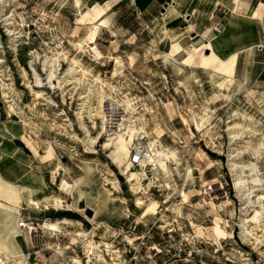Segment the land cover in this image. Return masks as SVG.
<instances>
[{
	"label": "rangeland",
	"instance_id": "rangeland-1",
	"mask_svg": "<svg viewBox=\"0 0 264 264\" xmlns=\"http://www.w3.org/2000/svg\"><path fill=\"white\" fill-rule=\"evenodd\" d=\"M95 1L79 0L77 6L75 0H7L0 5V177L15 187L25 185L23 188L30 189L34 180L31 173L35 174L39 166L42 182L49 185L50 193L44 197L43 204L46 207L53 204L55 208L58 205V211H50L51 216L81 223V226H71L70 239L44 235L43 239L34 241L33 250L39 253L38 257L31 255L30 263L38 260V264H72V258H78L81 264L119 263L133 255L132 251L128 253L127 242H131L139 250L136 256L141 264H250L248 258L254 260L264 255V241L256 246L243 236L241 221L253 207L245 200V188H239L236 183L250 175L234 166L257 162L260 177L264 179V157L253 158L252 149L264 141V68L261 66L264 57L252 65L248 79L243 77L247 61L241 58L230 84L226 80L230 74L221 76L213 71L212 65L205 66L201 62L211 50L203 44L204 37L190 33L194 25L189 24V15L197 2L191 7L190 0ZM202 8L208 14L207 19L199 23L202 28L236 23L224 15L219 20L215 7ZM101 19H106L108 26L105 24L97 31L93 46L102 57L94 56L93 50L79 51L78 42L86 40L93 22L100 23ZM166 53L169 56H164ZM64 55L78 60L107 83L102 110L109 121L97 143L94 139L101 132V121L97 119L96 128H92L85 114L89 109L94 113L98 96L90 93L88 100L82 98L88 95L86 85L70 90L72 83L63 97L57 88L46 87L44 60L52 56L63 59ZM68 67L69 62L63 59L58 71L63 72ZM34 70L45 84L42 89L34 87ZM213 80L226 83L228 90L220 91ZM3 81L9 88L8 99L2 97ZM32 88L44 92L52 103L48 99H34ZM250 91H254L253 95H248ZM114 99L120 102L130 99L134 113L127 114L122 105H115ZM81 106H85L83 114L89 137H84L86 133L80 128L76 114L83 109ZM17 112H23L26 123H30L27 132ZM244 113L246 117L242 116ZM206 114L209 121L198 131L193 119L199 120ZM121 117L131 120L141 117L143 120H136V124L144 122L148 137L156 138L159 145L174 150L177 155L178 164L171 162L168 175L160 171L154 173L150 162L133 167L139 173L144 172L140 179L141 191L147 190V195L160 205L156 214L144 218H139L141 210L135 208L138 201H145L144 196L134 194L127 175L108 158L109 151L102 149L110 130L120 128ZM76 136L88 140V145L97 153L84 152L85 147L76 142ZM148 137L140 139L145 146ZM61 163L65 171L53 178L52 171ZM187 167L192 172L191 181L185 175ZM107 173L113 174L109 179L119 183L113 198L124 200L123 204L110 201L105 207L104 196H96L101 194ZM62 178L78 183V193L85 197L81 199L77 192L72 198L61 193L65 201L54 203L60 194ZM166 182L170 188L165 186ZM183 184L182 198L179 191ZM207 186L212 188L210 196L204 193ZM205 196L214 203L213 207L205 201ZM34 204L38 208L39 203ZM154 207L150 210L154 211ZM62 208L69 210H59ZM79 208H86L87 213L77 210ZM126 208L132 214L128 221L124 215ZM84 216L94 217L93 226L98 229H93ZM100 221L113 227L127 225L129 234H102ZM214 222L219 223V228L214 227ZM53 228L55 226L47 230ZM77 228L86 233L84 239L92 238L97 246L98 241H107L118 252L114 256L106 255L105 261L97 260L103 250L98 246L101 250L94 248L95 255L89 258L80 239L73 237ZM201 231L204 233H199ZM259 235L264 237V231ZM19 240L22 243V239ZM69 242L74 244V252L60 246ZM45 246L53 249H45Z\"/></svg>",
	"mask_w": 264,
	"mask_h": 264
},
{
	"label": "bare ground",
	"instance_id": "bare-ground-1",
	"mask_svg": "<svg viewBox=\"0 0 264 264\" xmlns=\"http://www.w3.org/2000/svg\"><path fill=\"white\" fill-rule=\"evenodd\" d=\"M3 1H7V0H0V5H1V3ZM75 4L78 6L80 4L79 0H75ZM170 7L173 10H175L174 6H170ZM80 16H81L80 17L81 21H83V17H82L81 14H80ZM106 19H101L100 23H97V24H95L93 22L92 27L90 28V33H89L88 37L86 38V40L83 39V40H81V42H78V45H76V46H78L79 51H90V52H92V50H93L95 52L94 56L102 57L101 53L98 52V50H96V48L93 46V44H95L94 40H95V36L97 35V31L100 29V27L105 26V24L107 23ZM106 26H108V25L106 24ZM31 51H33V50H31ZM32 55H34V54H32ZM164 56H169V55L166 53V54H164ZM63 59L66 62H69V67L67 68V70L61 72V71H58V70H60V68H59L60 61H62ZM63 59H60L58 56H54V57L52 56V57H49V58L44 60V63H43V67L44 68H43V70L46 73V84H47L46 87L49 88V89L57 88L58 90L61 91L62 97H63L65 95V91L67 90V87L69 85H71L72 83H73V85L71 86L70 90L71 89H78L81 85H86L87 86L86 90H88L87 91L88 95L87 96H82V98L86 97V99H87V97H89L90 93L96 94L98 96L97 97V106L94 108L95 109L94 113L92 112V109L91 110L89 109V110H87V113L85 114L87 116V118H88V122H91L93 124L92 128H96L95 127L96 126L95 121L97 119L101 121L100 122L101 123V127H100L101 132L99 131L97 138L94 139V143H97L98 140H100L99 138L102 136V134L105 133V128H106V125H107V123L109 121V118H107V116H106L107 113L105 114L103 112V110H102V104H103V102L105 100V96H106L105 85L107 83L104 82L103 79H101L100 77L93 75L89 71V69H86L82 65V63H80L78 60H74L73 58L72 59H68L66 55H64ZM110 59H114V57H110ZM235 60H236V56L234 57V61H233L234 64H235ZM31 65H32V63H31ZM234 68H235V66H234ZM234 68H232V70H231L230 78L226 79V80H228V82L230 84L234 81V72H235ZM33 73H34V78H35L34 79L35 80L34 87L42 89L45 84L42 82V79L40 78L39 74L35 70L33 71ZM214 82H215L214 85L216 86V88L218 87V89L220 91L224 92L225 90H228V85H226V83L223 84V82H220L219 80H216ZM108 83H110V82H108ZM1 85H2V97L3 98H7V99L10 98L8 85L4 81L1 83ZM31 90H32V93L34 95V99H37V100L38 99H42V100L48 99V97H45V93L44 92H42L40 90L34 91L33 88ZM253 93H254V91H250V92H248V95H253ZM48 102H51V99H48ZM113 102H115V105L116 104H119L120 106L122 105L124 107V110L127 112V114L131 115V114L134 113V107H133L130 99L122 100V102H120L119 100L114 99ZM84 103H85V100L82 102V104L84 105ZM82 108L84 110L80 109L81 111L76 112V114H77V117H78V120H79L80 128L83 130V132L86 133L84 135V137H89L90 136V132H89L88 127L85 125V121H84L85 117H84V114H83L84 111H85V106H83ZM11 109H14V108L12 107ZM15 111H16V109H15ZM17 113L19 114V117L21 118L22 122H24L23 126L25 127V130L27 132V130L31 128L30 127V123H26L27 119L24 117L23 112H17ZM242 116L246 117V114L244 113V114H242ZM208 119H209V116L207 114H206L205 117L204 116L199 117V120H197L196 118L193 119L198 131L202 130V126L206 122L209 121ZM67 120H68V118H66V119L64 118V121H67ZM121 120L122 121L120 123L118 122L119 123V127H120L118 129V131L111 132V130H110V133L107 135L108 138L106 139V142L104 143L102 149H105V150L109 151V153H107L108 154V158L118 168L122 169V173L124 172V174L127 175V183L131 186V189L133 190L134 194H136V195H140L141 194V195L144 196L145 201L144 200H142L140 202L138 201L137 203L139 205L135 204V208L141 210V212L139 214V216H140L139 218L147 216V215H154V214L157 213L158 207L160 206L159 202L157 200L149 197V195H147L148 194L147 190H145V189L142 190L143 191V193H142V191L140 189L142 187L140 179H141V173L143 174L144 172L139 173V172L135 171L133 169V166L130 163V152H131L132 145L135 143L136 139L140 140V139H143L145 137H148V132L145 129L144 122L143 123L139 122L138 124H136V120L137 121H142L143 120L141 117L140 118L136 117L135 119H132V120L130 119V117L129 118L128 117L127 118L123 117ZM182 120H183L184 124H187V120L186 119L182 118ZM63 125H65V124H63ZM235 126H239L240 127L239 124H236ZM235 126H234V128H235ZM230 129H232V128H230ZM238 134L239 133L234 135V137L237 138ZM255 134H258V133L256 132ZM84 137L80 138V137L76 136L75 137L76 142H80L82 144V146L85 147L84 152L90 153V154H96L97 151H95L93 149V147H90L88 145V143H87L88 140H85ZM89 141L91 142L93 140H89ZM46 143L49 144L48 141H46ZM249 149L250 150H252V149L254 150L253 158H256V159L260 158L261 159L262 157H264V156H262V153H264V141H260L256 148H252V149L249 148ZM145 150H146V158L142 161V163L144 164V162L145 163H149L150 162L151 170H153L154 173L156 171H158V172L160 171V173L168 175V174H170L171 162H173V164H175V166L178 164L176 152L174 150H171V149H168V148L167 149L163 148L161 145L158 144V140L156 138L155 139H150L148 137V144H147V146H145ZM84 162H87V161H84ZM234 168H239L242 171V173H244V172L245 173L246 172L250 173V174H248V173L246 174V175H250L249 177H246V179L243 180V181L239 180L241 182L238 181L236 183V185L239 188H245V190L243 192V195L245 196V200H248L249 203L251 204V207H253L251 210H249L247 216L244 217L242 219V221H241V228H242V232L244 234L243 236L249 241V243L255 244L257 246V245L261 244L262 241H264V237L259 235L260 232L264 231V223H262V221H264V179H262L260 177V172H259V167L257 166V162H252L250 164H237V165L234 166ZM60 171H65V168L62 165V163L59 164L52 171L53 178H55V176L57 174H59ZM185 173H186L185 175L187 177V180L191 181L193 179L191 169H189L187 167ZM107 174H108L107 177L108 176H113V174H109V173H107ZM107 177L103 178V179H105V183L101 187L103 192L101 190V192H100L101 194L97 193L96 196L98 198H100L101 196L102 197L104 196V198H105L104 201H106L105 204H104L105 207L107 206V204L110 201H112V202L118 201L119 203L123 204L124 200L122 201L121 199L113 198L114 197L113 193L117 192L119 183H117V181L109 179V177L108 178ZM1 178L2 177H0V197H3L4 199L7 200V202H10L11 204L16 205V203L18 201H22V198L24 197L23 192H25L27 196L24 197V198L26 200L27 206L34 207V205L32 203V196H31L32 192H31L30 189L23 188L24 186L23 187H19V186L15 187L13 184H10V183H8L6 181H3ZM59 185H60V194L58 196H56V198L54 200V203L63 202L64 198H63V196H61L62 194H65V195L69 194L70 197L72 198L71 195H74V192H77V195H79V197L81 199L85 197V194H83V193L79 194L78 193L79 186H78V183H76V182L72 184V183H69L66 179L62 178L61 183ZM104 186L105 187L109 186V187L105 188ZM165 186L168 188L170 186L169 182H166ZM184 189H185V184H183V186L180 188V191H179L180 194H181L180 196L182 198L184 196V191H185ZM110 190H112V192ZM96 196H94V197H96ZM135 199H136V197H135ZM204 199H205V201H209L211 203L212 207L214 206V203H212V201H210V199L207 196H205ZM7 204H9V203H7ZM57 206H56V208H58ZM60 206H62V205H60ZM152 206H155L154 207L155 208L154 211L150 210V207H152ZM63 209L64 208H62V210ZM64 210H69V209L65 208ZM128 210L129 209L126 208V212H128ZM84 217L87 218V220H89L90 222L94 221V217L92 219H91V217H87V216H84ZM60 223L66 224V226L71 228V229L68 228V230L71 233H73V227H71V226H75V227L76 226H81V223L79 221L78 222H73V221H71L69 219L64 218V219H62L61 222H58V223H56V222H51V223L47 222V223L44 224V226H45L44 228L47 230V228L50 229L51 227L55 226V228H53L51 230L57 231L58 228L56 229V226H59ZM190 225H194V224L191 223ZM214 227L215 228H219V223L218 222H214ZM60 229L61 228H59L58 231ZM75 231H76L75 232L76 234L73 237L76 238V239L77 238L80 239V243L82 242L81 243L82 247L85 248L86 251H87V253L85 252V255L87 256V254H88L89 258H90L89 255H93V253H94L93 249L94 248H96L97 251L100 249V248L97 249L98 246L103 247V250L100 249L101 250L100 251L101 254L98 255L99 258L97 257L98 258L97 260H100L102 258L101 260L105 261L104 259H105L106 255L114 256L115 253L118 252L117 249H113L114 246H112V244L107 242V241H103V240L102 241H98L97 244L98 243L99 244L97 246L94 243V241L92 240V238L88 239V237H86V239H84V237L87 236L84 231H82L80 229H78V230L75 229ZM199 233H204V232L201 231ZM91 237H94V236H91ZM129 241H132V239H129ZM261 247H262V245H261ZM58 254H61V252H58ZM0 255H1L0 256V264H7L6 263V258L9 259L10 255H8L6 250H4L2 247H0ZM94 255H95V253H94ZM111 259H116V258L112 257ZM80 261L81 260H79L78 258H74V259L72 258V260H71L72 264H76V263L80 264ZM23 263H24V256L23 255H15L14 256V264H23Z\"/></svg>",
	"mask_w": 264,
	"mask_h": 264
},
{
	"label": "crops",
	"instance_id": "crops-1",
	"mask_svg": "<svg viewBox=\"0 0 264 264\" xmlns=\"http://www.w3.org/2000/svg\"><path fill=\"white\" fill-rule=\"evenodd\" d=\"M95 2L98 1L96 0ZM196 2V8L189 15L191 21L189 24L194 25V31L190 33L204 37L203 44H207L211 50L209 54H206L202 58V64L205 66L212 65L214 72L221 76H228L231 74L234 66L236 71L238 62L243 58L247 61V66L243 69V77L246 79L250 78V68H253L252 65L256 60L264 57V3H262L264 0H190V6L193 7V4L195 5ZM254 4H256V7H254ZM203 6L215 7L217 9L215 16L220 15L218 17L219 20L224 15L229 20H235L236 23L200 27L199 23L201 20L208 17V14L203 12ZM223 47H227L228 49H223ZM235 56L236 60L234 64ZM220 58L228 59L221 60ZM256 63H259V61H256ZM261 66L264 68V64H261ZM1 144L2 141L0 140V146ZM41 170L42 168L36 166L35 174L31 173V177L34 180L30 183L29 188L32 192L31 196L34 198H32L34 207L24 206L26 200L23 199L16 207V205L0 197V247L6 250L8 255H20L27 250V242L22 237L17 236L16 223L19 212L24 216L33 215L39 218L49 216L55 218L51 216L50 211L52 210L41 211L34 209L37 208V205L34 203H39L38 207H40L43 204L44 197L50 195L49 185L42 182ZM8 183L12 184L11 182ZM82 209L79 208L78 210L82 211ZM100 223L105 224L106 222L100 221ZM19 239H22V243Z\"/></svg>",
	"mask_w": 264,
	"mask_h": 264
},
{
	"label": "built area",
	"instance_id": "built-area-1",
	"mask_svg": "<svg viewBox=\"0 0 264 264\" xmlns=\"http://www.w3.org/2000/svg\"><path fill=\"white\" fill-rule=\"evenodd\" d=\"M140 140H137V142L134 143L133 147L131 148V152H130V163L131 165L134 167L136 166H140L142 163V161L146 158V150H145V144L139 143ZM211 186H207V188L204 189V193L208 196H210L211 194ZM150 195L152 196V193H150ZM150 197V196H149ZM152 198V197H151ZM35 210H41V211H49V210H54L57 211L58 209L53 207L51 204H49L48 207H46L44 204H42L40 207L38 208H34ZM62 210V209H59ZM64 210V209H63ZM82 212L84 214L87 213L86 208L82 209ZM125 218L128 221L131 211L128 210V212H126ZM144 218V217H142ZM88 223H90V226L93 227V229H98V228H94L93 226V222H90L89 220L85 219ZM62 220L56 219V218H52V217H44V218H39L37 216H33V215H27L24 216L22 215L20 212L18 213V219H17V230H18V234L17 236L22 237L25 242H27V250L25 253L20 254L24 256V263L23 264H38L37 261H35L34 263H30V257L32 254L36 255L39 253V251H35L34 249V241L39 239H43L44 235H46L49 238H53V239H57L58 237H63V238H68L70 239L71 236V232L68 230V226H66V224H62L60 223L59 226L61 227L62 231H54V230H46L44 227V224L47 222H61ZM102 234L104 233H108L109 234H113L116 233L118 235H122L123 233L129 234V227L126 225H122V226H111L108 223L102 224V226H100ZM71 229V228H69ZM96 231V230H94ZM101 235V234H100ZM95 237H100L99 235H94ZM27 240H26V239ZM131 242H127L128 244V253L131 254V251L133 252V255L131 257H129L128 260L125 259V257L123 258V260L119 263L117 262H113L112 264H141L140 261L138 260L136 254L139 253V250L137 248V246H133L132 244H130ZM54 245V243H53ZM71 242H69V244H65L64 246L60 245L61 248L65 249V250H70L71 252H74V248L72 247ZM132 245V246H131ZM58 245L56 244L55 247H57ZM45 249H53L52 246H45ZM55 251V250H54ZM1 256V255H0ZM3 257V256H2ZM38 257V256H37ZM252 257V256H250ZM248 260L250 261V264H264V255L262 256H256V258L254 260H252L251 258H248ZM6 263L7 264H14V256L9 257V259L6 258ZM45 263V260H44ZM77 264V263H76ZM81 264V263H80ZM96 264H99V262H97Z\"/></svg>",
	"mask_w": 264,
	"mask_h": 264
},
{
	"label": "water",
	"instance_id": "water-1",
	"mask_svg": "<svg viewBox=\"0 0 264 264\" xmlns=\"http://www.w3.org/2000/svg\"><path fill=\"white\" fill-rule=\"evenodd\" d=\"M88 214L91 215L90 211L88 210Z\"/></svg>",
	"mask_w": 264,
	"mask_h": 264
}]
</instances>
